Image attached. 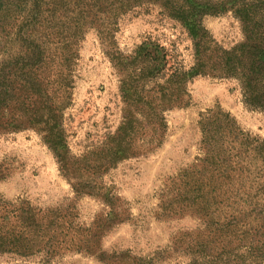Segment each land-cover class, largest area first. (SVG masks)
Here are the masks:
<instances>
[{"label": "rangeland", "instance_id": "rangeland-1", "mask_svg": "<svg viewBox=\"0 0 264 264\" xmlns=\"http://www.w3.org/2000/svg\"><path fill=\"white\" fill-rule=\"evenodd\" d=\"M213 1L222 0H47L46 14L37 29L24 27L22 19H11L14 29L7 32L10 37L0 49L6 54L0 57V86H8L12 97L8 109L0 108V198L9 202L21 199L43 212L66 214L71 209L75 227L92 233L107 222L109 213L116 220L102 237L104 263L72 252L54 264H132L133 258L143 259L142 264H190L192 251L202 241L205 223L197 208L182 207L178 193L184 192V175L187 179L190 175L189 181H198L204 174L200 170L207 153L201 124L221 112L242 134L264 139V109L246 105L235 78L197 76L188 84V105L166 113L168 130L161 146L146 156L129 158L101 176L112 202L88 194L76 197L39 134L26 123L19 131L7 127L13 119L28 122L33 106L41 104V92L48 83L50 67L38 65L30 70L23 64L40 61L33 54L37 46L45 57L55 59L65 39L76 42L72 97L63 125L72 162L94 153L88 160L94 165L101 160L97 155L106 137L122 122L120 77L107 56L109 48L128 55L143 43L152 42L149 49L154 44L163 46L180 68L189 70L194 65V42L185 25L171 17L167 8H182L190 13V20L204 12L202 26L224 49L244 40L232 4L226 5V11L208 8ZM257 4L255 12L260 9ZM19 12L13 9L10 14ZM261 13L255 18L258 24L264 22ZM35 36L40 38L31 51L22 48ZM152 58L149 67L155 64ZM4 60H8L6 68ZM24 89H30V94ZM0 264L40 262L39 258L24 261L0 255Z\"/></svg>", "mask_w": 264, "mask_h": 264}, {"label": "trees", "instance_id": "trees-1", "mask_svg": "<svg viewBox=\"0 0 264 264\" xmlns=\"http://www.w3.org/2000/svg\"><path fill=\"white\" fill-rule=\"evenodd\" d=\"M256 3L260 5L257 12ZM45 4L47 0H0V49L10 37L7 32L14 29L11 19H22L24 27L35 30L46 14ZM227 4L235 9L244 36L243 42L231 49H224L209 36L202 26L204 12L190 20V13L182 8H167L171 17L175 16L185 25L194 42V65L189 70L180 68L163 46L154 44L149 49L152 42L143 43L128 55L109 48L107 56L120 77L122 122L106 137L97 155L101 160L94 165L88 161L94 153L72 162L63 125L64 112L72 97V75L78 57L76 42L65 39L55 59L45 57L38 46L35 48L33 54L40 61L23 64V68L33 70L38 65L51 68L48 83L41 92V104L33 106L28 122L13 119L7 122V127L19 131L25 129L26 123L39 134L55 155L76 197L88 194L112 202L101 176L119 163L146 156L161 146L168 130L166 113L188 105V84L193 78L201 75L235 78L241 84L246 105L264 109V22H255L259 12L264 17V2L222 0L208 3V8L226 11ZM13 9L20 12L12 16ZM38 38L35 36L22 48L31 51ZM5 55L0 52V57ZM151 58L155 64L149 67ZM8 60L3 61V68L8 66ZM24 90L30 94V89ZM9 91L8 86H0V96H3L0 108L5 110L12 99ZM201 125L207 154L200 172L207 176L202 174L200 180L189 181L190 175L188 179L184 175V192L178 193L182 207L197 208L205 223L202 241L192 251L190 264H264V139L242 134L229 116L221 112L208 116ZM71 211L43 212L21 199L9 202L0 198V255L24 261L39 258L40 264H54L66 254L77 252L104 263L102 237L116 220L109 213L107 222L98 225L92 233L90 229L75 227ZM113 256L117 258L116 254ZM134 259L132 264H142L143 259ZM121 260L124 259H118Z\"/></svg>", "mask_w": 264, "mask_h": 264}]
</instances>
